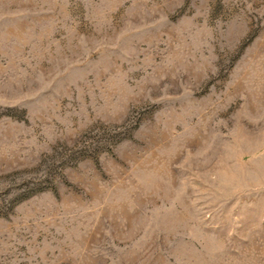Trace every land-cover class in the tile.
Listing matches in <instances>:
<instances>
[{"label": "rangeland", "instance_id": "obj_1", "mask_svg": "<svg viewBox=\"0 0 264 264\" xmlns=\"http://www.w3.org/2000/svg\"><path fill=\"white\" fill-rule=\"evenodd\" d=\"M0 264H264V0H0Z\"/></svg>", "mask_w": 264, "mask_h": 264}]
</instances>
